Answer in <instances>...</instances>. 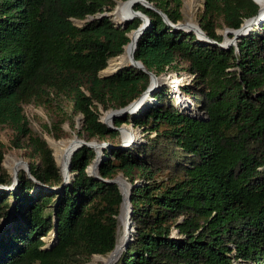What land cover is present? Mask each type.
Returning <instances> with one entry per match:
<instances>
[{"label": "trees", "instance_id": "1", "mask_svg": "<svg viewBox=\"0 0 264 264\" xmlns=\"http://www.w3.org/2000/svg\"><path fill=\"white\" fill-rule=\"evenodd\" d=\"M119 1L127 0H0V125L15 131L11 144L25 150L36 180L22 172L14 191L0 188V223L11 217L0 230V264H88L108 256L123 202L108 181L121 174L134 186L135 230L117 264H264V22L229 48L218 33L239 29L260 7L203 0L199 24L209 42L136 4L151 23L135 58L156 76H194L181 93L203 117L175 105L169 87L156 88L151 104L114 121L143 129L146 143L116 148L120 132L101 121L100 108H125L150 84L148 74L129 66L99 77L142 24L136 17L122 29L98 17ZM147 1L172 23L183 20L182 0ZM25 104L55 109L59 140L63 125L74 129L82 116L79 137L110 143L100 178L87 171L96 152L82 146L62 186L52 149L29 128ZM3 160L0 150V185L11 186Z\"/></svg>", "mask_w": 264, "mask_h": 264}, {"label": "rangeland", "instance_id": "2", "mask_svg": "<svg viewBox=\"0 0 264 264\" xmlns=\"http://www.w3.org/2000/svg\"><path fill=\"white\" fill-rule=\"evenodd\" d=\"M182 1H183V6H182L181 11H182V15H183V20L181 21V23H187V22H189L190 19H192L194 22L199 24V17H200V15L203 11V8H204L203 0H195V1H191V3H190V0H182ZM120 2H123V1H119L117 3L116 7L118 6V4ZM191 6L194 7L195 12L193 10H191ZM116 7H115V9H116ZM113 12L114 11H112V13ZM112 21L115 23L113 15H112ZM74 23L77 26H82L85 22L74 21ZM115 25H116V23H115ZM225 31H226V29H221V28L218 29V33L220 35H222L223 40L226 37ZM230 35L231 34H229V38L231 39L232 37ZM163 76H167L171 83H173L172 81L175 79L181 80V83L178 84V86H180L179 87L180 91L178 90L177 95L174 94V97H173L174 104L177 105L178 107H183L189 111H193V109L197 110V107H196L197 105H195L192 98L188 95L181 93V91H182L181 88L186 89L187 87H190L192 85L193 81L191 83H189L188 81H185L186 79L182 80L181 78L184 76V74L181 71L169 70L167 73L161 75L160 77H163ZM168 87L169 86H165V88L163 87V89L161 91L168 90ZM167 93H168V91H167ZM185 93L187 94V89L185 90ZM108 111H104L102 108H100L101 120H105V117H106ZM23 114L28 121L29 128L35 134L39 135L43 140H45L47 142L48 146L52 149L55 160L58 164V161H57V158L55 155L56 152H55L54 148L50 145V141H49L50 140L49 138H54L55 140L59 141L58 136H56V134L52 131V124L56 119L55 109L53 107L38 106L35 104H25V105H23ZM82 124H83V117L79 116L76 118V124H75L74 129H71L69 124L63 125L62 128L64 131V136L60 139L65 140V139L74 138L75 136H78V138L87 141L86 135L79 137V134H78L79 132L82 131ZM123 126H125V128H131V130L133 128L135 134L137 135L136 139H138V142L133 141L131 143V145H141L142 143H146V138H145V134L143 133V129L136 128L131 123H124ZM15 135H16L15 131L13 129H11L10 127H8L6 125H0V150H2L4 152L3 166L7 170V173L10 176H12V178H13V175L11 174V171H10L11 163H13L14 161L17 162V161L21 160L24 163H27L29 166V160L27 159V157L25 155L26 154L25 150L16 148L11 144V141L14 139ZM153 136H154V134L151 135V137H153ZM109 139H110V141L112 140L111 138H109ZM118 140L121 141V143L124 141V136L122 135V133H120V137L118 138ZM87 142H96L98 144L108 143L107 141H103V140L98 139V138L92 139V140L87 141ZM58 166H59V164H58ZM25 170H27V166L24 165L23 169L20 171L19 175L22 174V172L27 173ZM12 183H13V181H12ZM128 192H129V190H128ZM128 211H129V214L132 212L130 205H129ZM121 212H122V209H120V213H119V217H118L119 227H120L119 238L121 237L122 228H123V224L120 220ZM10 218L4 219L0 223V230H2L3 228L10 225ZM51 235L52 234H50L48 237L43 238L47 245L49 243H51L50 242L52 239ZM119 238H118V241H119ZM98 256H100V255L94 256L88 264L96 263V257H98ZM109 256H110V254L108 256H102V257H109ZM120 257H121V255L119 256V258H117V260L115 261L114 264L118 263ZM99 264H101V263L99 262Z\"/></svg>", "mask_w": 264, "mask_h": 264}, {"label": "water", "instance_id": "3", "mask_svg": "<svg viewBox=\"0 0 264 264\" xmlns=\"http://www.w3.org/2000/svg\"><path fill=\"white\" fill-rule=\"evenodd\" d=\"M129 1V0H127ZM127 1H124V2H127ZM254 1V0H253ZM255 2V1H254ZM256 3V2H255ZM136 4H140L142 6H144L145 8L147 9H151V10H155L156 12H158L162 17H163V20L164 22H166L169 26L173 27V29H177V30H184L186 31L187 33H194L196 34V36L199 38V39H202V40H206V41H209L211 42L209 36L201 29L200 27V24H198V27L197 29H193V28H188V23H181V22H178L176 24L172 23L169 18L167 17L166 14H164L161 10L157 9L152 3L148 2L147 0H133L132 1V6H135ZM257 4V3H256ZM112 15L113 13L112 12H109V13H102L100 14L98 17H104V16H107V17H110L112 19ZM139 18L141 19L142 21V24L140 25V27L136 30H133L131 31L130 33H128V38H129V43L127 45H131V57L129 59V62L126 64V65H123L121 66L116 72H118L119 70L129 66V67H135L139 70H142L143 72H145L146 74L149 75L150 77V84L148 86V88L143 92V94L138 98L136 99L135 101H133L131 104H129L127 107L125 108H122V109H118V110H109L107 113H110L111 114V117L110 119L112 120L111 122H108L106 120H101L104 124H106L110 129L112 130H115V131H118L120 133L123 132V129L125 128V126H121V127H115L114 126V121L116 118H119V117H125L126 115L128 114H133L134 112L138 111L142 104H141V100L143 99L144 95L145 94H148V93H152L156 88L153 86V82H154V79L156 80L157 78H160V76H156L153 72L149 71L145 65L137 60L135 58V52L137 50V44H138V41L139 39L141 38V36L144 34V32L148 29V27L150 26V19L149 17L142 13L141 11H135L133 9V14L130 18V20L132 21L134 18ZM93 17H90V20H92ZM264 22V11H262L261 8H259V11H258V14L250 19H247L245 20V22L241 25V27L239 29H235V30H231V29H226L225 33L226 34H231L232 35V38L229 39V41L226 42V37L225 39L223 40V43L221 44L223 47H226V48H229L231 46H237V43L241 40V38L243 36H245L250 30H252L254 27H257L259 25H261L262 23ZM117 26V25H116ZM117 27H120V26H117ZM122 29H125V27H121ZM216 43V42H214ZM125 45L124 46V52L119 55V56H116V57H113L111 58L110 60H115V59H118L120 58L124 53H125V47L127 46ZM109 60V61H110ZM109 61H108V65H109ZM106 69V68H105ZM104 69V70H105ZM102 70L100 73H99V77L101 78H106L110 75H101V73L104 71ZM115 72V73H116ZM112 75V74H111ZM197 117H199L200 120H202V117H203V114H198ZM133 142L132 141H123L122 144L116 148H120V147H123V146H129L131 143ZM96 142H87L85 140H79V144L77 145V147L74 149L73 151V154L79 149L81 148L82 146H87L89 148H92L95 152H96V158L95 160L93 161V166L94 168L96 169V172H91L90 171V167L92 166H89L88 168V172L89 174L95 176V177H98L100 178L99 176V167L104 159V156H105V149L108 148V147H111L110 143H102V144H94ZM96 145L97 146H100L102 148V151L99 153L97 150H96ZM72 154V155H73ZM25 166H27V170H25L27 172V175L29 176L30 179L36 181L30 174V167L28 166L27 163H24ZM72 175L73 177V174L71 173V160L68 164V167H67V176L69 175ZM124 178V176L121 174L120 176H118L117 178L113 179V180H110L108 181L109 183H112V184H116L120 191H121V194L123 196V202H122V205L125 201V196H124V192L122 191V188H121V184L119 183L118 179L119 178ZM67 179L63 176V185L62 186H65L67 184ZM126 181V180H125ZM126 183L128 184L129 186V192H128V202H129V205H130V201H131V194H132V191L134 189V186H132L129 182L126 181ZM19 184V175L17 173H15V175L13 176V183L11 184L12 186H1L0 185V188L1 189H5L9 192L11 191H14L17 186ZM122 205H121V209H122ZM131 207V205H130ZM132 210V208H131ZM131 214V213H130ZM119 217V216H118ZM9 218V217H8ZM7 219V218H6ZM4 219H2L3 221ZM126 225H129V211H127V216H126ZM127 227V226H126ZM135 230V228H134ZM55 232V231H54ZM134 233V232H133ZM128 237V235H126V238ZM132 237V236H131ZM131 237H128L126 240H125V243H124V246H123V251L126 249L127 245H128V242H129V239ZM117 247V246H116ZM116 247L115 249L113 250V252L110 253V255H112L114 253V251L116 250ZM122 251V252H123ZM121 255V254H120ZM119 255V256H120ZM118 256V258H119Z\"/></svg>", "mask_w": 264, "mask_h": 264}, {"label": "bare ground", "instance_id": "4", "mask_svg": "<svg viewBox=\"0 0 264 264\" xmlns=\"http://www.w3.org/2000/svg\"><path fill=\"white\" fill-rule=\"evenodd\" d=\"M132 1L133 0H129L127 2H120L118 4V6L116 7V9L114 10L113 17H114V20H115V23L117 26L125 27L127 24H129L128 22L131 21L130 18L133 14V9H134V6H132ZM191 1H195V0H190V3H191ZM254 1L262 9V11H264V0H254ZM193 6H191V10H193L195 12V9ZM187 23H188V28L197 29V27H198V24L196 22H194L192 19H190L189 22H187ZM225 35H226V42H227L230 39L229 34L225 33ZM130 57H131V45H127L125 47V53L118 59L110 60L108 67L101 73V75L114 74L121 66L126 65L129 62ZM172 82L173 83H171L169 81V78L167 76H163V77L157 78L156 80L154 79L153 86L155 88H159V89L163 88L165 86H169L171 92L175 93L177 95V93H178L177 87H178L179 80L175 79ZM153 92L152 93L150 92V93L144 95L143 99L141 100V104H142L141 108L146 107L149 104H151ZM110 117H111V114L107 113L105 120L108 122H111L112 120L110 119ZM122 135L124 136L125 142L132 141V140L134 142H138V139H136L137 135L135 134L134 130H131V128H124ZM49 139H50L49 140L50 145L54 148V150L56 152L55 155H56L59 167L61 169L62 175L67 179L66 181L69 183V181L72 179V175L70 174L69 176H67V167H68V164L72 158V154H73L74 149L79 144V140H82V139L78 138V136H75L74 138L65 139V140H59V141L55 140L54 138H49ZM94 144H96V143H94ZM96 150L100 153L102 151V148L100 146L96 145ZM24 165H25L24 162L21 160L17 161V162L14 161L13 163H11V165H10L11 174L13 176L15 175V173H17L19 175V173L23 169ZM90 171L96 172V169L94 168L93 165L90 167ZM118 181L121 184V188H122V191L124 192V196H125V201L122 205V212L120 215V220H121L123 225H126V216H127V211L129 208V202H128L129 186L126 183V181L121 177L118 179ZM126 239H127L126 236H124V235L121 236L119 238V241L117 243V247H116V250L114 251V253L112 255H110L109 257H102V256L96 257V263H94V264H99V262L101 264H114L115 261L117 260L118 256L123 251V246H124Z\"/></svg>", "mask_w": 264, "mask_h": 264}, {"label": "built area", "instance_id": "5", "mask_svg": "<svg viewBox=\"0 0 264 264\" xmlns=\"http://www.w3.org/2000/svg\"><path fill=\"white\" fill-rule=\"evenodd\" d=\"M184 74V76L181 78L182 80L183 79H186L185 81H188L189 83H191L192 81H193V79H194V76H192V75H190V74H188V73H183ZM179 83H181V80H179ZM178 83V84H179ZM179 87L180 86H178L177 88H178V90H179ZM180 91V90H179ZM188 112L189 113H191V114H199L198 112H197V110L196 109H193V111H189L188 110ZM132 130H133V128H132ZM127 226V227H126ZM133 232H134V223H133V220H132V218H131V214H129V225H123V228H122V233H121V236H126V235H128V237H131L132 235H133ZM119 233H120V228H119ZM127 237V238H128Z\"/></svg>", "mask_w": 264, "mask_h": 264}]
</instances>
